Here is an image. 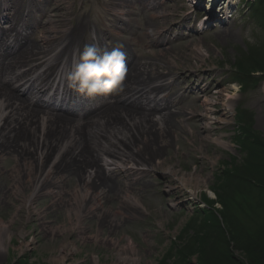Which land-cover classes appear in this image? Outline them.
<instances>
[{"label":"rangeland","instance_id":"1","mask_svg":"<svg viewBox=\"0 0 264 264\" xmlns=\"http://www.w3.org/2000/svg\"><path fill=\"white\" fill-rule=\"evenodd\" d=\"M120 1L83 0L78 7L76 0H52L51 13L56 23L84 31L88 42L110 39L122 44L124 39L126 48L134 53L131 67L137 71L166 64L169 71L160 70L164 77L159 82L167 84L168 79L177 78L176 98L182 100L173 110L186 113L187 118L190 112L202 113L207 90L206 97L214 100L215 121L206 125L194 119L192 124H183L186 117L177 118L178 131L161 157L162 166L172 167L177 177L201 175L206 185L189 196V188L176 189L175 179L165 175L163 168L153 169L145 174L144 191L138 195L142 210L126 213L130 211L121 208L122 200L115 197L73 204L77 180L71 178L51 189L63 194L61 201L35 193L27 206L25 201L33 190L25 185L21 195L12 196L8 175L15 162L10 157L2 159L0 191L10 197L0 196V223L9 228L12 240L8 253L0 252V264H59L62 256L64 264H135L132 259H137V264H247L248 252L257 256L264 245V189L259 181H247L249 175L254 180L259 175L264 178L259 148L264 145V0H255L260 2L256 9L254 0H230L228 10L225 0H217L220 5L215 8L209 2L212 0L201 4L157 0V13L147 4L151 0ZM117 10L120 15L115 16ZM195 14L208 24H200L194 32ZM149 31H154L153 35ZM195 48L200 49L202 61L194 59ZM254 68L259 71L250 73ZM242 78L247 80L245 85L239 83ZM218 90L236 94L225 123L218 121L223 112ZM206 136L222 139L229 148L205 140ZM249 137L254 138L252 146ZM215 193L225 207L218 204ZM89 208L93 213H86ZM209 209L221 230L210 226L211 216L198 212ZM217 212H224L225 221ZM111 218L117 221L115 228L109 225ZM229 228L232 236L227 234ZM231 237L249 241L240 244ZM130 244L133 250L128 249ZM118 251L125 262L117 261Z\"/></svg>","mask_w":264,"mask_h":264},{"label":"bare ground","instance_id":"2","mask_svg":"<svg viewBox=\"0 0 264 264\" xmlns=\"http://www.w3.org/2000/svg\"><path fill=\"white\" fill-rule=\"evenodd\" d=\"M216 1L209 2L213 6ZM190 2L201 4L202 0ZM74 35L76 32L70 38ZM194 51V59L202 61L200 49L195 48ZM126 64L128 71L122 90L117 91L116 95L112 93L107 96L103 102L105 105L93 108L100 110L89 111L82 118L44 111L39 104L31 108L27 103L29 99L0 86V163L8 157L15 162L8 175L12 181L9 192L12 196L21 195L23 187L28 185L33 194L26 199L27 206L33 201L35 193H44L61 201L63 194L51 189L57 188L60 182L76 178L73 204H82L87 199L96 203L115 197L122 200L121 208L130 211L126 213H132L142 210L138 195L144 191L145 174L153 169L163 168L165 175L175 179L176 189L183 191L189 188V196H194V190L206 185L201 175L183 174L177 177L172 167L162 166L164 162L161 157L163 151L171 147V138L178 131L174 123L177 118L186 117L183 124H192L194 119L203 120L206 125L215 121L213 97H206V90L201 104L202 113L198 114L196 110L188 113L190 117L187 118L186 113L173 110L175 101L170 99L172 92L158 98L163 89L164 92L170 91L172 87L156 85L164 77V74H159L160 70L169 71L166 64L162 67H159L161 64H157V67L149 65L138 71L133 66L129 67L128 61ZM15 74L19 76L17 72ZM36 89H39L38 93H44L43 88ZM216 94L223 108L222 118L218 121L225 123L232 114L236 94L227 90H218ZM137 95L141 97L140 100H136ZM151 95H154L153 98H150ZM52 109L56 110L54 107ZM192 135L189 131L191 140ZM204 139L224 149L229 148L220 138L206 136ZM111 170H117L119 174ZM0 196L10 197L8 194L3 196L1 191ZM175 205L173 203L172 207ZM94 207L96 210L97 206ZM91 208L86 213H93L94 209ZM113 224L116 225L117 221L111 218V228H115ZM11 240L9 228L0 223L1 253H8ZM128 249L133 250L131 244ZM64 260V256L59 258V264H64ZM117 261H126L121 251L117 253ZM131 261L135 264L138 262L137 259Z\"/></svg>","mask_w":264,"mask_h":264},{"label":"clouds","instance_id":"3","mask_svg":"<svg viewBox=\"0 0 264 264\" xmlns=\"http://www.w3.org/2000/svg\"><path fill=\"white\" fill-rule=\"evenodd\" d=\"M67 76V86L86 97L107 96L121 91L127 75L126 55L120 48L101 52L86 45Z\"/></svg>","mask_w":264,"mask_h":264},{"label":"trees","instance_id":"4","mask_svg":"<svg viewBox=\"0 0 264 264\" xmlns=\"http://www.w3.org/2000/svg\"><path fill=\"white\" fill-rule=\"evenodd\" d=\"M260 3V2H259ZM259 6H260V4H258ZM259 70L256 68H254V69H252L251 70V72L250 73H257ZM261 72L263 71V70H260ZM264 73V72H263ZM241 74V73H240ZM245 74H247V73H245ZM241 75H243V74H241ZM243 76H246V77H249V75H243ZM242 76V77H243ZM236 78H237V75H236ZM246 81L247 80H244L243 78H242V80H240L239 81V83H241V85H245L246 84ZM249 145L250 146H252V143L253 142H255V141H253L254 140V138L253 137H249ZM259 148L261 149V157H263L264 158V151H263V147H264V145H262V144H259ZM235 172L237 173V169H235ZM245 175H248L247 173H245ZM249 176H251V175H249ZM249 176H247V181L249 182V183H253L252 181H256V182H258L259 183V186H261L263 189H264V178H261L260 177V175H259V179L258 178H256L255 180L254 179H251ZM218 193H215V196H216V199H217V202H218V204L219 205H221L222 207H225V202L222 200V198L220 197V195L218 194ZM209 205V204H208ZM203 217L205 216V217H207V216H211L210 218H211V225L210 226H212V227H215V228H217L218 229V231L219 230H221V227L218 225V220H217V216H215V214L214 213H212L211 212V209H209V211H207L206 213L208 214V215H206V213H203L204 212V210L203 211H198ZM218 214H219V216L222 218V221H225V215H224V212H217ZM206 220H208V219H206ZM227 231V234H228V236L230 235V236H232L233 235V233L230 231V228L228 229V230H226ZM225 231V232H226ZM232 238V240L234 241L235 240V238H233V237H231ZM236 241V240H235ZM238 241V242H237ZM236 241V243H240V244H247V242L249 241V240H245V238L244 239H241V240H237ZM240 241V242H239ZM264 246V245H263ZM263 246H261V247H259V253L257 254V256H255L254 255V253H253V255H251L250 254V252H248V257H246L245 258V260H246V262H247V264H264V248H263ZM238 249V248H237ZM242 251H244L246 254H247V249L246 248H244V247H241L240 248ZM185 250V252H187L186 251V248L184 249ZM205 250H203L202 252H204ZM251 256H250V255ZM204 257H205V255H204ZM209 264H211V262H209Z\"/></svg>","mask_w":264,"mask_h":264}]
</instances>
